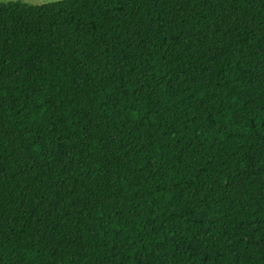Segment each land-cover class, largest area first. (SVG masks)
I'll return each mask as SVG.
<instances>
[{"label": "trees", "instance_id": "16d2710c", "mask_svg": "<svg viewBox=\"0 0 264 264\" xmlns=\"http://www.w3.org/2000/svg\"><path fill=\"white\" fill-rule=\"evenodd\" d=\"M0 264H264V0L0 1Z\"/></svg>", "mask_w": 264, "mask_h": 264}, {"label": "rangeland", "instance_id": "374dc122", "mask_svg": "<svg viewBox=\"0 0 264 264\" xmlns=\"http://www.w3.org/2000/svg\"><path fill=\"white\" fill-rule=\"evenodd\" d=\"M0 1L7 2L11 0H0ZM21 1L31 3V4H42V3L51 2L55 0H21Z\"/></svg>", "mask_w": 264, "mask_h": 264}]
</instances>
